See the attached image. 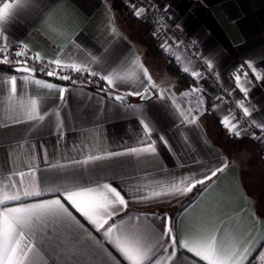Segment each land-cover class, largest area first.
<instances>
[{
	"label": "crops",
	"instance_id": "1",
	"mask_svg": "<svg viewBox=\"0 0 264 264\" xmlns=\"http://www.w3.org/2000/svg\"><path fill=\"white\" fill-rule=\"evenodd\" d=\"M153 1L163 12L167 6V21L181 26L188 36L194 38L202 60L213 62L212 70L217 80L234 95L236 101L243 100L252 111L251 117H244L242 109H239L242 117L254 132L262 133L251 121L264 123V81L255 80L245 67L244 71L249 72L247 79L251 81L246 85L250 92L245 99L235 85L232 70L245 61H252L264 75V0ZM142 21L147 23L143 17ZM111 26H115L116 33L110 30ZM6 29L12 43L28 45L29 55L34 56L38 52L45 62L59 55L68 63L87 64L101 75L113 69L123 74L130 69L131 58L138 56L153 80L167 90V98L151 96L142 100L129 96L122 103L97 90L104 86L103 81L88 83L89 79L97 80L98 77L83 73L86 82L73 84L56 76H47L46 72L54 67L51 65L45 72L34 75L13 73L12 67L0 69V88L4 87L3 81L7 77L15 74L18 76L17 102L22 94L25 99L37 98L41 102V113L49 112L42 122L21 117V123H13L8 118L12 113L7 108L15 105L9 104L6 89L0 95V181H7L13 172H27L30 166H34L38 177L50 186L66 182L67 173L75 171L83 172L86 178L110 182L129 192L137 187L147 192L153 188L159 190L182 177H202L209 169L226 162L228 166L224 171L206 185H198L187 196L164 197L146 203L130 202L128 215L147 216V220L141 219L137 223L158 227L160 221L155 217L167 213L173 218L178 232L219 231L221 239L252 244L253 248L264 251V213L245 185L243 160L228 154L209 133L210 129L218 128L216 124L223 126V131L228 130L222 120L226 115L233 116L217 99L219 96L212 80L204 76L197 80L189 72L186 74L194 82L178 81L177 74L166 69L167 60L151 53L147 43L137 40L125 18L114 7L113 0H27V6L17 11ZM168 43L172 47L171 52L160 49L179 70L183 71L187 66L202 73L197 60L187 56L176 42ZM177 55L181 57L180 62L175 58ZM92 57H96V62ZM153 70L158 75L153 74ZM61 71L60 74L75 72L70 69ZM24 75L30 76L27 83L19 79ZM240 75L243 80V74ZM32 79L69 89L65 100L61 102L58 99L57 89L37 85L31 82ZM193 85L200 87L202 92L187 97L181 95ZM140 87L141 84L135 80L118 82V89L112 91L123 93ZM173 97L181 105L180 110L195 109L198 99L203 98L204 104L195 124L182 122L180 110L171 102ZM53 109L59 111V118ZM141 118L150 122L152 139L157 140L163 135L171 150L157 140L158 155L121 156L84 169H68L67 173L49 167L67 164L72 159H83L86 154L103 155L140 146L143 133L138 121ZM57 122L62 125L60 129L56 127ZM30 182L31 177L25 176V183ZM81 222L84 223L83 220ZM97 239L101 237L98 235ZM71 244L69 240L55 247L53 255L57 257V264H99V257L86 247L83 254H73ZM108 250L112 251L111 248ZM181 251L184 264H188L191 254ZM159 255L166 254L161 251ZM257 256L258 251L253 254L252 264H259ZM37 260L39 264H46L47 253L43 260L39 257ZM196 264H199L198 258Z\"/></svg>",
	"mask_w": 264,
	"mask_h": 264
},
{
	"label": "snow or ice",
	"instance_id": "2",
	"mask_svg": "<svg viewBox=\"0 0 264 264\" xmlns=\"http://www.w3.org/2000/svg\"><path fill=\"white\" fill-rule=\"evenodd\" d=\"M129 3L133 15L137 18L149 10L131 3V0ZM25 6H27V0H0V64L11 66L13 73L35 74L36 68L29 66V60H34L44 64L45 67L54 66L46 72L47 76H56L60 80L71 81L73 84L76 81L72 80L70 75H59V72L70 69L78 73H88L90 77H98L97 80L89 79L88 83L99 84L103 81L104 86L99 91L116 101L124 102L129 96L139 97L142 100H148L151 96H156L158 99L167 98V90L153 80L148 68L138 56L131 58V67L123 74L113 69L101 75L91 70L87 64L68 63L59 55L47 62L38 52L34 56L29 55L28 45L22 42L14 44L6 34L7 23L14 18L18 10ZM163 10L167 12L168 7L164 6ZM110 30L116 33L115 26H111ZM153 35L156 36L157 33L154 32ZM181 43L176 41L177 46ZM160 47L166 52L172 51L167 40L161 43ZM175 58L178 62L181 61L179 55ZM92 61L96 62V57H92ZM205 63L208 69L214 68L211 60H205ZM245 67L257 81H264V75L257 70L252 61H245L239 65L237 73L233 74L235 85L247 99L250 88L246 85L251 81L247 79L249 72L244 71ZM182 70L185 73L190 72V75L197 80L203 76L200 71L190 70L187 66ZM40 71L43 72L44 68ZM238 73L243 74V80ZM19 79L27 83L30 76L24 75ZM132 80L138 81L141 87L123 93L112 91V89H118V82ZM17 82L18 76L12 74L3 81L4 87L0 88V95L6 89L9 104L15 105L7 108V111L12 113L8 118L17 124L22 122L21 117L27 121H44L49 112L41 113V102L37 98L25 99L22 94L17 102ZM31 82L48 89H57L58 99L61 102L65 100V93L69 91L67 88H58L56 84L41 79H32ZM201 92L200 87L193 85L181 95L187 97ZM171 102L177 110L181 109V105L174 97ZM236 103L237 107L242 109L244 117H251L252 111L245 106L243 100H237ZM203 104L201 97L195 109L180 110L182 122L195 124ZM52 111L59 118V111L57 109ZM222 123L235 137H241L245 132L234 116H224ZM251 123L264 133V123H257L255 120ZM138 124L143 133V139L138 147L109 151L103 155L86 154L83 159H72L67 164H53L49 167L58 171L64 170L67 173L68 169L75 170L77 167L84 169L85 166L121 156L158 155L157 140L171 150V145L163 135L158 136L157 140L152 139L153 128L149 121L141 118ZM56 127L60 129L62 125L57 122ZM251 136L254 139H260L255 132H252ZM227 166L226 162H222V166L209 169L202 177H182L166 186H161L159 190L153 188L147 192L139 187L129 192L110 182L86 178L83 172L67 173L66 182L55 186L42 181L34 166H30L27 172H13L8 176L7 181H0V264H39L37 257L43 260L45 253L48 256L46 264H57V257L53 255L55 247L66 244L69 240L72 241L70 251L73 254H83L86 247L99 257V264H122V262L123 264H184V253L181 250L191 254L188 264H196L197 258L199 264H252L253 254L257 251L256 259L259 264H264V251L253 248L252 244L244 245L235 240L221 239L219 231L178 232L173 218L167 213L159 217L153 214L160 221L158 227L154 224L137 223L141 219L147 220V216L128 215L130 202L146 203L164 197L187 196L198 185H206ZM25 176L31 177L30 183H25ZM48 196L50 198H45ZM82 220L84 223L81 222ZM98 235L101 239H97ZM65 250L68 251V249ZM161 251L166 255L160 256Z\"/></svg>",
	"mask_w": 264,
	"mask_h": 264
},
{
	"label": "rangeland",
	"instance_id": "3",
	"mask_svg": "<svg viewBox=\"0 0 264 264\" xmlns=\"http://www.w3.org/2000/svg\"><path fill=\"white\" fill-rule=\"evenodd\" d=\"M113 5L118 9L119 14L125 18L131 31L136 34L137 40L147 43L153 54L156 53V49L161 50L159 42H164L165 37L160 32L158 25L155 26L149 14L144 13L139 18L134 16L129 0H113ZM142 17L146 19L147 23L142 21ZM154 32L157 33L156 36L153 35ZM4 68H11V66L0 64V69ZM154 72L153 70V74L156 73L158 75L157 72ZM163 74L169 73L164 72ZM232 114L239 121L240 116L234 112ZM241 125L243 124L240 123ZM243 129H245V132L241 137H235L226 129L223 131V126L210 129L209 133L214 141L219 143L228 154L231 153L241 157L244 166L243 178L245 185L255 197L258 207L264 213V166L262 165V161H264V135L255 132L260 139H254L251 136L254 130L250 128L247 130L245 127ZM174 209L176 210L177 206Z\"/></svg>",
	"mask_w": 264,
	"mask_h": 264
},
{
	"label": "built area",
	"instance_id": "4",
	"mask_svg": "<svg viewBox=\"0 0 264 264\" xmlns=\"http://www.w3.org/2000/svg\"><path fill=\"white\" fill-rule=\"evenodd\" d=\"M131 3H135L138 6H143L145 8H148L149 10L146 12L149 14L154 21L155 26L158 25L160 32L165 37V40L167 41H180L182 42L180 47L184 51V53L194 58L198 61L200 68L202 69L203 76L206 77L209 80H212L214 83V86L217 89V95L219 96L220 100L224 103L226 109L232 113H236L238 116H240L239 122L242 123L243 127H245L247 130L250 128L245 118L242 117L239 108L237 107V101L234 95L230 93V91L225 88L216 78L215 73L212 69H208L206 63L202 60L201 56V50L197 44V42L192 38L191 36H188L184 30L181 28V26L177 24H171L167 21V14L166 12H163L159 10L153 0H131ZM175 38V40L173 39ZM29 66L35 67L36 72L43 73L47 70V67H45L44 64L38 63L34 60H29ZM44 68V71L41 72L40 69ZM237 68H234L232 70V73H237ZM245 70V69H244ZM62 72V71H60ZM59 75H70L72 77V80L75 81H81L86 82L85 78L86 76L83 73L73 72L72 74L64 73ZM240 74V73H238ZM233 115V114H232ZM251 129V128H250ZM264 135V134H263Z\"/></svg>",
	"mask_w": 264,
	"mask_h": 264
},
{
	"label": "trees",
	"instance_id": "5",
	"mask_svg": "<svg viewBox=\"0 0 264 264\" xmlns=\"http://www.w3.org/2000/svg\"><path fill=\"white\" fill-rule=\"evenodd\" d=\"M155 51L159 56L164 57L167 60L166 69L175 72L178 76V81L188 80L190 82H194L193 79H191L188 74L178 69V67L171 61V58L168 55H166L165 53H163L161 50L158 49H156ZM216 125H218L219 127V124ZM184 201H186V199Z\"/></svg>",
	"mask_w": 264,
	"mask_h": 264
},
{
	"label": "water",
	"instance_id": "6",
	"mask_svg": "<svg viewBox=\"0 0 264 264\" xmlns=\"http://www.w3.org/2000/svg\"><path fill=\"white\" fill-rule=\"evenodd\" d=\"M36 73V72H35ZM34 75V74H33ZM97 90H99V89H97ZM112 98V97H111ZM126 100H127V97H126ZM126 100L124 101V102H126ZM120 102V101H119ZM124 102H122V103H124Z\"/></svg>",
	"mask_w": 264,
	"mask_h": 264
}]
</instances>
